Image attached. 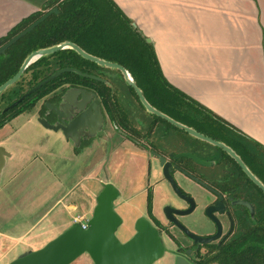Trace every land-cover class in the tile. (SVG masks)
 <instances>
[{
	"label": "flooded vegetation",
	"instance_id": "1",
	"mask_svg": "<svg viewBox=\"0 0 264 264\" xmlns=\"http://www.w3.org/2000/svg\"><path fill=\"white\" fill-rule=\"evenodd\" d=\"M0 40V45L5 42L2 37ZM18 80L0 92V120L13 112L18 113L6 122L22 112H38L51 123L67 126L76 122L68 131L69 137L61 128L57 131L71 142L76 153L92 147L97 138L102 140L106 164L122 150L144 155L139 157L145 159L146 169L137 180L143 187L133 190L126 202H117L125 190L110 178L101 180V189L109 181L117 185L116 209L131 203L132 198L138 206L144 193L145 209L139 210L142 212L133 220L134 232L124 240L135 234L137 219L145 216L166 246L165 253L152 264H220L228 246H240L252 233L264 236V189L223 146L153 112H111L98 92L88 86L82 87L96 93L88 102L67 94L68 85L54 87L38 99L25 100L27 95L11 106L35 85L20 84L6 93ZM192 127L231 147L264 184L263 145L228 124ZM120 214L123 221L118 229L125 224V216Z\"/></svg>",
	"mask_w": 264,
	"mask_h": 264
},
{
	"label": "crops",
	"instance_id": "2",
	"mask_svg": "<svg viewBox=\"0 0 264 264\" xmlns=\"http://www.w3.org/2000/svg\"><path fill=\"white\" fill-rule=\"evenodd\" d=\"M48 1L0 0V38ZM116 1L171 83L264 146V0Z\"/></svg>",
	"mask_w": 264,
	"mask_h": 264
},
{
	"label": "rangeland",
	"instance_id": "3",
	"mask_svg": "<svg viewBox=\"0 0 264 264\" xmlns=\"http://www.w3.org/2000/svg\"><path fill=\"white\" fill-rule=\"evenodd\" d=\"M105 71L108 83L129 112H149L129 90L118 69ZM39 118L38 112H22L0 127V145L11 153L0 176V264L34 245H44L68 227L74 216L89 218L101 180L110 178L125 190L118 203L126 202L133 190L143 187L137 180L146 169L145 159L139 157L144 155L122 150L106 164L102 140L97 138L92 147L76 153L61 132L48 128ZM132 200L117 206L125 216L123 228L117 230L123 240L134 232L133 220L145 209L144 193L138 206ZM68 202L76 203V208L68 207ZM28 243L31 245L22 249ZM91 263L86 252L71 264Z\"/></svg>",
	"mask_w": 264,
	"mask_h": 264
},
{
	"label": "trees",
	"instance_id": "4",
	"mask_svg": "<svg viewBox=\"0 0 264 264\" xmlns=\"http://www.w3.org/2000/svg\"><path fill=\"white\" fill-rule=\"evenodd\" d=\"M54 6L59 7L58 12L49 15L0 54V83L15 74L33 50L72 40L93 54L124 64L132 72L147 99L176 119L194 127L230 125L214 110L168 80L154 43L148 41L147 36L132 24L133 20L116 0H49L42 9L33 11L17 22L2 38L4 41L9 40ZM63 66H75L103 77L105 70L114 69L84 57L74 48H64L39 57L27 67L18 82L5 92L13 91L20 84L32 86ZM126 83L144 106L134 87ZM68 85L95 89L111 112L127 110L111 84L76 71L61 73L29 94L25 100L38 99L54 87ZM15 113L18 112L0 120V127ZM251 149L248 147L247 150ZM219 261L220 264H264V236L252 233L240 246H228Z\"/></svg>",
	"mask_w": 264,
	"mask_h": 264
},
{
	"label": "water",
	"instance_id": "5",
	"mask_svg": "<svg viewBox=\"0 0 264 264\" xmlns=\"http://www.w3.org/2000/svg\"><path fill=\"white\" fill-rule=\"evenodd\" d=\"M58 11V6H54L53 8L45 11L39 18L31 22L12 38L1 44L0 54L6 52L10 45L31 31L49 15ZM132 24L136 26L134 21ZM147 40L151 41L149 37H147ZM69 47L76 49L84 57L101 65L119 69L123 73V76L128 84L134 87L140 100L149 112H153L159 116H162L170 122L181 126L185 130L196 134L197 136L211 140L212 142L223 146L234 157L237 158V160L247 170L251 177L264 189V184L253 174V172L245 165L241 157L231 147H229L224 142L205 135L192 126L177 120L173 116L154 106L147 99L143 89L137 83L132 72L124 64L93 54L72 40H64L62 42L41 47L30 52L22 62L17 72L0 84V92L5 90L9 85L15 83L22 76L27 67L39 57ZM65 71H76L81 75L103 80L108 83V79L101 75L85 72L75 66H63L37 82L33 87L25 92L21 98L14 101L11 106L17 104L19 100L31 94L42 85L46 84ZM69 93H72L75 97L80 96L81 99L86 102L90 101L91 97L96 95L94 91L85 89L82 86L69 87L67 89V94ZM95 99V101H97L99 104V97H96ZM89 108H91V106ZM39 120L48 128H52L54 130L61 128L66 137H69V129L76 127L77 124L76 122H72L67 126L59 125L49 122L45 117H40ZM7 156H11V153L7 151L3 145H0V176L3 167L5 166ZM118 194L119 188L117 185L111 181L106 182L103 188L97 194V202L93 208L91 216L88 218V226L86 228H83L79 221H74L58 235L47 241L44 245L38 248L29 249L14 257L6 264H71L86 252L92 258L91 264H152L165 253L166 246L162 240V237L157 228L153 226L145 216L142 215L137 219V231L135 234L127 240H122L118 236L117 230L123 221V217L117 211L114 205V200L117 198Z\"/></svg>",
	"mask_w": 264,
	"mask_h": 264
},
{
	"label": "built area",
	"instance_id": "6",
	"mask_svg": "<svg viewBox=\"0 0 264 264\" xmlns=\"http://www.w3.org/2000/svg\"><path fill=\"white\" fill-rule=\"evenodd\" d=\"M74 221H79L82 224L83 228H86L88 226V218L83 220L80 215H76L74 217Z\"/></svg>",
	"mask_w": 264,
	"mask_h": 264
}]
</instances>
